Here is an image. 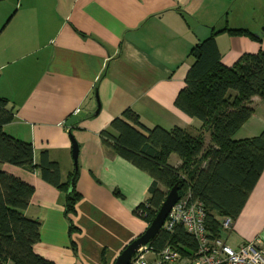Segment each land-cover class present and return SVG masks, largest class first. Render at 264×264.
Wrapping results in <instances>:
<instances>
[{"label": "crops", "instance_id": "0c3cea01", "mask_svg": "<svg viewBox=\"0 0 264 264\" xmlns=\"http://www.w3.org/2000/svg\"><path fill=\"white\" fill-rule=\"evenodd\" d=\"M226 27L256 38L218 34L224 66L264 53V0H0V98L14 115L4 132L31 143L35 163L47 151L62 182L74 172L69 130L78 145L72 232L63 192L36 172L0 164L34 189L24 215L40 223L36 254L54 264H114L145 231L133 210L147 199L152 179L104 147L99 133L129 108L147 128L198 135L202 123L174 101L194 62L192 49ZM95 91L101 109L92 116ZM250 107L235 140L264 129V104L254 97ZM203 138L208 146L209 133ZM180 162L174 154L168 159L174 167ZM220 237L233 249L251 241L264 246V171Z\"/></svg>", "mask_w": 264, "mask_h": 264}, {"label": "trees", "instance_id": "16d2710c", "mask_svg": "<svg viewBox=\"0 0 264 264\" xmlns=\"http://www.w3.org/2000/svg\"><path fill=\"white\" fill-rule=\"evenodd\" d=\"M220 33L256 38L247 30L226 27L213 31L192 49L194 62L174 105L202 123L198 135L180 128H147L129 108L99 133L104 147L152 179L147 199L133 210L147 225L167 192L177 184L179 198L188 195L191 201L202 205L209 235L220 237L222 221L234 220L241 213L264 171V129L253 138H233L253 113L252 98L258 97L264 104V53L244 54L226 67L221 63L215 39ZM13 118L7 100L0 98V164L36 172L43 181L63 192L64 212L70 232L74 231L69 216L75 214L80 199L76 190L78 172L62 182L60 167L50 160L47 151H42L35 163L32 144L3 130ZM205 132L210 136L208 146L203 138ZM172 154L181 161L177 167L168 163ZM72 179L73 187L68 192ZM33 193L31 185L0 170V264H54L34 252L40 240V223L24 215ZM148 245L156 252L168 246L187 258L197 251L195 238L181 225L172 230L161 229Z\"/></svg>", "mask_w": 264, "mask_h": 264}, {"label": "built area", "instance_id": "2783aa9c", "mask_svg": "<svg viewBox=\"0 0 264 264\" xmlns=\"http://www.w3.org/2000/svg\"><path fill=\"white\" fill-rule=\"evenodd\" d=\"M232 222V219L225 218L221 228L231 230ZM176 225L184 227L195 238L197 251L194 256L183 257L168 246L156 252L147 244L133 254L130 264H264V246L261 243L246 242L233 249L221 237H211L205 226L202 205L191 201L188 195L178 199L162 229L172 230Z\"/></svg>", "mask_w": 264, "mask_h": 264}, {"label": "water", "instance_id": "95a60500", "mask_svg": "<svg viewBox=\"0 0 264 264\" xmlns=\"http://www.w3.org/2000/svg\"><path fill=\"white\" fill-rule=\"evenodd\" d=\"M95 101H96V110L92 116H95L99 113L101 109V104L99 101V97L97 94V91L94 93ZM77 118L74 116L70 118L66 122V126L70 127L73 122H75ZM69 138L71 140V156L74 164V172H78V145L75 141L71 131L68 132ZM73 187V179L71 180L68 192H71ZM179 199L178 194V185H174L166 194L165 199L163 203L161 204L160 208L158 209L157 213L155 214L152 221L149 223L145 231L136 239H134L132 242H130L118 255L116 258L114 264H130V260L133 256V254L141 247L147 245L150 243V241L157 235V233L163 228L164 222L171 211L172 207L176 204V202Z\"/></svg>", "mask_w": 264, "mask_h": 264}]
</instances>
